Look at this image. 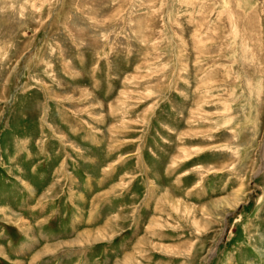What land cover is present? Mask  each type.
I'll return each mask as SVG.
<instances>
[{
	"label": "rangeland",
	"instance_id": "374dc122",
	"mask_svg": "<svg viewBox=\"0 0 264 264\" xmlns=\"http://www.w3.org/2000/svg\"><path fill=\"white\" fill-rule=\"evenodd\" d=\"M263 156L264 0H0V264H264Z\"/></svg>",
	"mask_w": 264,
	"mask_h": 264
},
{
	"label": "water",
	"instance_id": "95a60500",
	"mask_svg": "<svg viewBox=\"0 0 264 264\" xmlns=\"http://www.w3.org/2000/svg\"><path fill=\"white\" fill-rule=\"evenodd\" d=\"M229 217V216H228ZM227 232H228V226L226 225V228H225V231H224V233H223V240H224V238L226 237V235H227ZM214 254V253H213ZM211 257H212V255H211Z\"/></svg>",
	"mask_w": 264,
	"mask_h": 264
},
{
	"label": "bare ground",
	"instance_id": "6f19581e",
	"mask_svg": "<svg viewBox=\"0 0 264 264\" xmlns=\"http://www.w3.org/2000/svg\"><path fill=\"white\" fill-rule=\"evenodd\" d=\"M263 157H264V156H263ZM48 251H49V250H48ZM48 251H47V252H48ZM49 252H50V251H49ZM45 253H46V252H45ZM39 257H40V256H39Z\"/></svg>",
	"mask_w": 264,
	"mask_h": 264
}]
</instances>
